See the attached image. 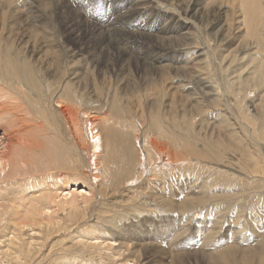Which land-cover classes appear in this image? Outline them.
I'll return each instance as SVG.
<instances>
[{"label":"rangeland","instance_id":"rangeland-1","mask_svg":"<svg viewBox=\"0 0 264 264\" xmlns=\"http://www.w3.org/2000/svg\"><path fill=\"white\" fill-rule=\"evenodd\" d=\"M32 1L33 5L23 6L14 0L18 9L10 7V12L4 14L5 7L0 6V67L9 69L11 60L21 71L19 66L26 64L29 77L36 84L22 81L25 90L29 86L28 91L33 95L38 88L39 92L33 97L40 94L41 88L48 90L46 95L52 90L53 100L59 95V100L67 98L65 103H69L76 116L72 120L73 114L69 117L61 113L55 103L42 108L35 104L33 111H29V122L18 136L32 151L20 147L13 150L14 164L9 169L15 168L16 179H24L23 174L41 171L51 164L48 153L37 149V144L39 141L46 144L45 139L53 137V169L48 172L53 180L47 182L53 183L54 193H50L60 192V187L65 186V190L78 193L84 190L82 193L88 200L83 202L78 198L79 205L74 209L70 206L60 209L50 203L49 211H53L54 220L53 224L51 219L50 228L25 226L17 231L12 229L9 216L6 217L0 221V251H13V254L14 249L33 242L29 257L35 253L33 258L38 264H264V26L258 27L255 36L248 35L242 23L244 13L237 0H193L197 26L193 39L160 38L172 48L189 43L208 46L207 59L203 56L193 59L196 69H201L208 84L217 91V95L204 96L196 93L202 89L198 83L193 87L187 81L174 78L175 74L166 67V60L155 66L136 63L122 48V51L102 50L101 37L86 39L87 31H83L81 42L73 43L69 39L71 32L65 31V25L60 24L62 21L52 17L50 0ZM157 1L185 7L191 0ZM259 1L258 14L264 24V0ZM26 7L28 10L22 13ZM110 10L102 6L98 11L107 15ZM165 14L162 15L171 16ZM213 15L219 21L215 27ZM190 73V77L195 75V71ZM64 87H68L71 94L64 95L61 92ZM8 93L12 94L10 98H16L12 92ZM226 100L230 104L228 111L221 106ZM254 103L256 106H252ZM95 115L107 118L111 115L114 121L110 120L113 122L110 124L116 127L117 133L110 142V146H115H111L114 149L108 161L100 157L102 162L98 160L97 170H92L88 166L91 139L86 130ZM37 116L48 124L51 122L53 133L40 129ZM235 118L242 119L246 129L238 130L233 124ZM126 120L129 121L126 123ZM153 122L159 129L152 127ZM71 126H75L73 130ZM97 127L103 133L101 125ZM120 129H125L124 139L118 136ZM127 138L131 147L135 144V149L143 152L144 160L149 158L144 143L149 144L152 139L157 144L151 154L154 157L149 158L152 164L148 169L157 172L158 179L151 173L156 181L162 180V184L158 183L161 186H157L162 192L151 185L154 182L145 172L141 182L140 179L134 185L127 182L135 170V160L129 162L133 169L130 165L129 170L121 167L122 142L126 143ZM5 151L0 145V155ZM25 151L29 153L28 158ZM117 156L120 161L116 160ZM175 158L178 164L170 162ZM151 165L156 166V170H152ZM182 177L185 184L181 182ZM142 187L147 190L142 191ZM32 189L22 193L25 195L17 203L20 209L31 200L29 195L39 194L36 191L39 189ZM22 198L26 200L20 202ZM75 210L78 211L75 213ZM106 227L114 230L125 243L114 242ZM11 235L16 240L12 239L14 243L8 245ZM17 240H21V245ZM129 251L134 253L133 257L128 256ZM39 253L42 256L38 259Z\"/></svg>","mask_w":264,"mask_h":264},{"label":"bare ground","instance_id":"bare-ground-1","mask_svg":"<svg viewBox=\"0 0 264 264\" xmlns=\"http://www.w3.org/2000/svg\"><path fill=\"white\" fill-rule=\"evenodd\" d=\"M13 1L14 0H0L1 8L5 7V10L2 11L3 14L7 11L10 12V7H12L13 10L18 9L19 5H14ZM47 1H49V0H47ZM16 2L18 3L17 0H16ZM50 2L52 5V9H53V15L51 14L52 17L54 16L55 20L62 21V23H60V24L65 25V27H66L65 31L71 32V34L69 35V37H70L69 39H71L73 43L78 44L79 42H81V40L83 39V31H87L88 36H87V34H85V36H84L86 39H91V37L96 38V36L101 37L100 43L102 45V48H101L102 50L116 48L117 50L122 51L121 50V48H122L125 50L126 53L130 54V55H126V56L127 57H129V56L133 57L134 61H136V63L140 61L141 63L147 64V65L149 63L151 66H155L157 63H160L163 60H166V61H168L166 63L167 64L166 67H169L170 71H172L175 74L174 78L179 79V80L181 79L182 81H187V83L191 84L193 87L195 86V83H198V85L202 86V89L196 90L197 94H202L204 96L205 95H207V96L217 95V91L215 89H213L211 85L208 84V81L206 80V77L204 76V74H202L201 69H196V66L194 65V60H193L194 58L199 57V56H201V57L203 56L204 59H207L208 51H209L208 46L203 45L202 43H201L202 45L200 44L199 46L197 44L195 45V44L189 43V45H183V46L182 45H176L174 48H172L170 45L163 43V40H160V38L161 39L165 38V39L169 40V39H172L173 37L178 38L179 40H177V41H181L184 39L188 41V40L193 39L194 34H197V26L195 23L196 10L194 8L193 0L186 3L185 7H176V6H174V4H173V6H171L172 3L162 4V3L158 2L157 0H50ZM237 3L239 6L242 7V10L244 13L242 23L246 28V33L248 35L250 33L251 36H255V32L257 31L258 27L264 26V24L261 22V18L259 16V14H258L260 9H261L260 1L259 0H237ZM18 4H22L23 6H25V5L31 6V5H33V1L32 0H24V2L18 3ZM179 4H181V3H179ZM102 6L111 8L110 13L105 15V14L101 13V11H98ZM173 7H175V8H173ZM27 10H28V8L26 7V8H23V10H21V12L24 13ZM159 12H161L164 15H166L165 13H170L171 16L165 17L164 15L160 14ZM187 18H190V21H188ZM212 21H213L214 27L219 24V21L216 20L215 16L213 17ZM181 22H185V25H181ZM86 27H88V28H86ZM221 30H222V27H221L220 31L218 32V34L221 33ZM55 31H56V29H55ZM173 34H175V36ZM197 38H199V34H198ZM155 40H157L159 42L157 43ZM160 52H164V53L161 54ZM173 52H180V53H173ZM185 54H187V55L185 56ZM58 56H59V54H58ZM184 58H186L188 60L184 61ZM175 62H176V64L173 65V63H175ZM9 63H10L9 69H5L4 67H0V145H2V147H4L6 150L5 153L0 155V184L2 182L4 183V186L0 185V221L6 219V217L9 216L8 220L12 221V225H13L12 229L13 230L17 229V231L19 229H23V227H25V226L35 228V227H37V225H40L43 228H50L49 226L52 225V220H53L52 219L53 211H51V210L49 211V207L51 208V206H49L50 203H53V204L59 206L60 209L61 208L64 209L66 206L73 207V209L77 208V205H79L78 204L79 203L78 198L81 197L80 200L82 199L83 202L86 201L85 199L87 197H84V195L82 193V192H84V190H80V193H78L79 191L76 192L75 190H73V191L65 190L64 189L65 186H62V187H60L62 189L58 190L60 192L55 191V194H53L54 193L53 192L54 191L53 183L47 182L49 180H53V175L52 174L48 175V172H50L53 169L52 168L53 167V137H48L47 140L45 139L46 144L41 142V141H39L37 144V149L38 148L43 149L44 152L48 153V157H50V159L52 160V162H50L51 164H47L48 166H46L44 169H41V171L36 170L35 172H32V173L23 174L24 179H16L17 175L13 173V169H15V168L9 169L10 166L12 164H14L12 155H15V154H13L12 151L17 149L18 147L24 148L28 152L32 151L29 148L28 143L21 142V138H18V136L20 135L21 131L26 126V122H29V118H28V116H30L29 111H33L32 107L35 104L41 106L39 108H42V106H45V104H51L52 105L53 103H55L56 104L55 106H57V108L60 109L61 113H66V114H68V116L69 115L71 116V114H73V113L70 110L71 107L69 106V103L68 102H67L68 104L65 103L67 98L65 101L59 100V98L61 99V95H59L58 99L55 98L53 100L52 90H51V94H50V90H49V93L46 95V92L48 90L43 91V89L41 88L40 94L37 97H33V95L36 96L35 95V94H37L36 92H39V90H37L38 88H36V92L33 93V95H32V93L30 91H28L29 86H27V88L25 90V86H24L25 84L22 83V81H24L27 83L36 84L34 82L35 80L32 81L33 79L31 80L29 77V72L27 69L28 66L26 64H22V66H19L21 71H18L17 70L18 67L15 66V64H14L15 62L13 63L11 60H9ZM169 68H168V70H169ZM191 71L192 72L195 71V73H194L195 75L193 77L189 76V74H191L190 73ZM75 74H77V73L75 72ZM31 78H34V77H31ZM146 83H148V82L146 81ZM23 86H24V88H23ZM70 86H72V85H70ZM37 87H38V85H37ZM42 87H44V86H42ZM185 87H187V86H185ZM69 89H71V88H69ZM187 89H188V87H187ZM8 91L12 92L13 96H16V98L15 99L10 98V96L12 94L10 95L8 93ZM70 91L68 90V87H64L61 92H64V95L65 94L69 95ZM53 93H55V92H53ZM220 96H221V94H220ZM227 100L225 101V103L222 102V105H221L226 110L230 108L229 101H227ZM83 101H84V99H83ZM91 102H92V100H91ZM131 104H133V103H131ZM77 105H79V104H77ZM23 106L25 107L24 110L22 109ZM252 106H256V104L254 103V104H252ZM114 107H115V105H114ZM111 113H112V110H111ZM109 114H110V112H109ZM46 116H47V114H46ZM75 116H76V114L74 113L72 115V120L73 119L75 120ZM82 116H84V115H82ZM109 116H108L109 118H107V116L104 117V116L95 115L94 118L92 117L94 120L89 121L90 126H89L88 130L85 129L87 131V134H90V139H91V142H90L91 144H89V145H91L90 149L92 148V152H91L92 154H91V158H89V160H88V166L92 170L93 169L97 170L95 165L97 166L99 161H101L99 159L100 157L101 158L104 157V159H102V161L106 160V158L108 161L109 156H111V153L113 152V149H114V147L111 148V146H115V145L110 146V144H112L110 142H111L113 135L117 133V129H116V127L114 128V126H111V124L113 122H110V120H112V121H114V120L112 119L111 115H109ZM85 117L87 118V114L85 115ZM37 118L40 119V123H41L40 129H43L45 132L49 131V133H53V129H51V125L49 126V124L51 122L48 124L47 120H42L40 118V116H37ZM66 118H68V117H66ZM235 119L236 120H234L233 124H236L235 127L238 130L242 131V130L246 129L245 127H247V125L245 122L242 121L241 118H240L241 120H239L238 118H235ZM84 121H85V123L84 122L83 123L85 125H88L87 121L86 120H84ZM128 121L126 120V123ZM130 123H132L131 120H130ZM97 125H101L100 128L103 129V130H101V131H103V133L99 132L100 129H98ZM130 125H132V124H130ZM45 127H46V129H45ZM71 127L73 130V128L75 126H71ZM95 127H97V128H95ZM152 127L159 129V126L156 122L152 123ZM79 130H80V128H79ZM124 130L125 129H120L118 131L119 138L122 137L123 135H126V132ZM74 132H77V131H74ZM143 135H145V134H143ZM115 139H118V138H115ZM122 139H124V138L122 137ZM82 141H83V138H82ZM86 141H87V139H86ZM129 141H131V139H129ZM132 141H133V139H132ZM146 141H147V138H146ZM83 142H85V141H83ZM121 142H119V143L121 144ZM127 142H128V138H127ZM87 143H88V141H87ZM122 143H124L123 144L124 147L121 145L123 147L121 149V152H120L121 161H120V158L118 156L116 157V160L121 162V167H125V168H127V170H129L128 169V167L130 165L129 162L130 161L132 162V160H135V162H133V164L135 163L134 164L135 170H132L133 176L130 175L131 178L129 180L127 179V182H131V184H133V185L139 179L141 182L142 174H143V172H145L146 174L148 173L149 180L154 182V184H151V185H153V187L157 191L160 192L161 189H159V187L161 185L159 186L158 183H161V184L163 183L162 180L160 179L161 177L159 178L160 180L156 181V178H154V176H156L157 172L155 171L156 172V174H155V173H153V171L148 169L149 168L148 166L150 164H152V163H150L149 158L153 156V155L151 156V154H153L152 150H153V148H155V144H156L155 141H152V139H150L149 144H148V142L144 143V145L148 148L149 158L146 156L148 158V160H146V159L144 160L145 157L143 155V152H141L140 150L137 151V149H135V147L137 145L135 146V144H133V147H131L132 144H129V142L127 144L125 142H122ZM84 145H85L84 148H86V144H84ZM87 147H89V146H87ZM138 147H140L139 144H138ZM77 148H79V147H77ZM80 149L77 150L78 154L80 152ZM141 150H142V146H141ZM144 150H146V149H144ZM27 151H25L26 156L29 154V153L27 154ZM139 152L142 154H140ZM17 155H18V153H17ZM30 155L33 156L32 153ZM94 155L98 159H96V157ZM141 155H142V157H141ZM18 157H20V156H18ZM27 158H28V156H27ZM58 158H60V157H58ZM22 160L24 161V159H22ZM65 160L68 161V159H65ZM152 160H155V159H152ZM164 160H165V158H164ZM168 160H169V158H168ZM23 161H21L22 164H24ZM62 161H64V160H62ZM146 161L149 162V163H147V165L145 164ZM163 161H162V163H163ZM25 162H27V161H25ZM104 162H106V161H104ZM170 162L171 163H173V162L177 163L178 159H176V158L172 159V160L170 159ZM15 163H17V161ZM108 164H109V162H108ZM133 164L131 163V165H133ZM177 164H176V166H177ZM131 165H130V167H131ZM151 167H152L151 168L152 170L153 169L156 170V166L151 165ZM125 168H123V169H125ZM46 169H50V170L47 171ZM100 169L98 168V170H100ZM44 170H46L47 173ZM160 170L161 169H159V171ZM94 172H95V170H94ZM169 172L170 171L168 170V173ZM151 173H153L154 176H152ZM97 174H98V172H97ZM94 175H96V173ZM171 175H173V174L171 173ZM157 176H158V174H157ZM90 178H91V176H90ZM157 179H158V177H157ZM164 181H166V180H164ZM182 181H183L182 184H185L184 178L181 180V182ZM129 186H130V184H129ZM157 186H159V187H157ZM131 187H133V186H131ZM140 187H141V184L139 183L138 189ZM30 188L31 189L32 188L39 189V190H36L37 192L39 191L38 192L39 194L38 195L31 194V197L29 195V198L31 200H29V202H27L28 204H25V205L22 204V209H20L18 207L19 205L17 203H19L21 196L25 195V194H22V193H26V192H24V190L25 189L28 190ZM141 189H142V191H146L147 187H142ZM44 191H48V192L45 193ZM50 192H53V193H50ZM139 192H141V191H139ZM56 198H59V199L55 200ZM25 200L26 199H23L20 202H23ZM87 200H88V198H87ZM152 204H153V202H152ZM67 208L70 209L69 207H67ZM84 208H85V206H84ZM71 210H72V208H71ZM62 211H64V210H62ZM76 211H78V210H75V213H76ZM19 212L21 213L20 216L16 215V213H19ZM65 214H67V213H65ZM68 217H69V215H68ZM74 219H75V217H74ZM91 220L92 219H90V221ZM93 223H95V222H93ZM53 224H54V220H53ZM81 224H84V223H81ZM102 225H104V224H102ZM0 226H1V224H0ZM53 226H55V225H53ZM106 228H108L107 231L109 233V236L112 237L111 239L114 242L116 241L119 245H123L125 243V240L121 236H119L114 230H112L110 227H106ZM102 229H104V228H102ZM12 232H14V231H12ZM50 233L51 232H47V235H49ZM1 236H3V235H1ZM12 239L16 240L14 235L12 236L11 240L8 241V243H7L8 245H12L14 243V242H12ZM17 241L19 243V241H21V240H17ZM24 243L25 242L23 241V244ZM31 243H33V242H31ZM31 243H29V244L25 243L28 246H26L24 244V246H22V248H20L19 250L14 249V253H13L14 255L12 254L13 251L12 252L0 251V264H38V262H37L38 260L33 258L35 256L34 252L38 249L35 248L34 249L35 251L33 252L34 255L32 256V258L29 257V248L31 247ZM15 245H18V244L15 243ZM48 245H49V243L47 244V242H46V244H45L46 248H48ZM45 246H44V248H45ZM17 248H19V247L17 246ZM10 249H11V247H10ZM36 252H38V251H36ZM39 254L40 255H38V257H36L38 259L41 258V256H42V253H39ZM133 254L134 253L132 251L128 252L129 257H133Z\"/></svg>","mask_w":264,"mask_h":264}]
</instances>
